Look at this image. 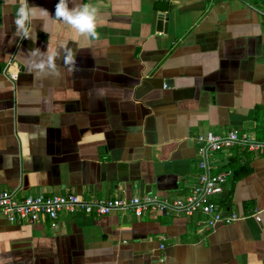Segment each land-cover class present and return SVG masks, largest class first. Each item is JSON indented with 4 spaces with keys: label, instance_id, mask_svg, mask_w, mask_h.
<instances>
[{
    "label": "crops",
    "instance_id": "0c3cea01",
    "mask_svg": "<svg viewBox=\"0 0 264 264\" xmlns=\"http://www.w3.org/2000/svg\"><path fill=\"white\" fill-rule=\"evenodd\" d=\"M19 3L0 0V192L173 203L198 181L200 135L264 139V0H171L166 12L157 0H70L97 7L94 37L37 10L30 39L14 23ZM28 3L54 17L58 0ZM65 43L73 59L61 55L56 75L30 66V50ZM233 159L251 173L214 200L261 221L0 215V264H264V156L234 150L217 172Z\"/></svg>",
    "mask_w": 264,
    "mask_h": 264
},
{
    "label": "built area",
    "instance_id": "2783aa9c",
    "mask_svg": "<svg viewBox=\"0 0 264 264\" xmlns=\"http://www.w3.org/2000/svg\"><path fill=\"white\" fill-rule=\"evenodd\" d=\"M196 144L200 174L192 193L185 199L170 203L157 196L148 195L132 200H85L73 194L35 193L20 197L16 192L2 191L0 192V215L12 224L36 225L48 218L54 226L63 213L81 212L99 218L116 212H130L137 218H143L149 213L187 218L202 216L204 217L202 223L209 230L219 224L232 225L251 217L261 221L260 213L253 216L225 213L214 199L225 193L226 184L233 175L232 170L217 172L218 157L230 154L237 149L264 156V139H258L249 133L234 129L223 136L205 133L196 139Z\"/></svg>",
    "mask_w": 264,
    "mask_h": 264
},
{
    "label": "clouds",
    "instance_id": "9594fccd",
    "mask_svg": "<svg viewBox=\"0 0 264 264\" xmlns=\"http://www.w3.org/2000/svg\"><path fill=\"white\" fill-rule=\"evenodd\" d=\"M37 10L52 20H59L61 23L67 24L80 34L91 37L96 35L98 9L91 3L70 6V0H58L53 17L46 9L30 6L28 0H20L19 7L15 12L14 23L17 31L24 39L31 38L28 27L33 25L34 21H37V17L34 15ZM39 20L43 21V30L45 22L42 17ZM30 53L34 57L30 65L34 71L37 73L47 72L49 75H56V62L61 55H63L65 63L73 59L72 50L67 46V43L55 50L50 51L46 48L45 51H41L35 48L30 50Z\"/></svg>",
    "mask_w": 264,
    "mask_h": 264
},
{
    "label": "trees",
    "instance_id": "16d2710c",
    "mask_svg": "<svg viewBox=\"0 0 264 264\" xmlns=\"http://www.w3.org/2000/svg\"><path fill=\"white\" fill-rule=\"evenodd\" d=\"M227 168L229 170L233 171V183L236 184L240 180H242L245 176L249 175L251 173V170L247 166L240 165L239 161L237 159H233L230 161V163L227 165Z\"/></svg>",
    "mask_w": 264,
    "mask_h": 264
},
{
    "label": "water",
    "instance_id": "95a60500",
    "mask_svg": "<svg viewBox=\"0 0 264 264\" xmlns=\"http://www.w3.org/2000/svg\"><path fill=\"white\" fill-rule=\"evenodd\" d=\"M159 2V7L162 11L166 12L169 9L171 0H157ZM163 25L162 19L159 21V27Z\"/></svg>",
    "mask_w": 264,
    "mask_h": 264
}]
</instances>
